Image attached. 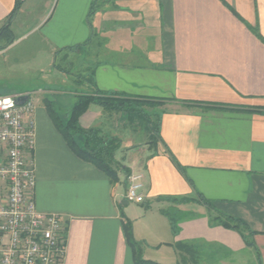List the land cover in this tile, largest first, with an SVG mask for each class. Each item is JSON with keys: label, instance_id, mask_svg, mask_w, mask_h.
I'll return each instance as SVG.
<instances>
[{"label": "crops", "instance_id": "crops-1", "mask_svg": "<svg viewBox=\"0 0 264 264\" xmlns=\"http://www.w3.org/2000/svg\"><path fill=\"white\" fill-rule=\"evenodd\" d=\"M34 6L43 10L32 31L55 57L81 55L85 87L75 96L100 90L162 101L154 108L161 141L132 145L141 157L128 164L118 158L125 111L91 104L80 117L120 139L117 180L76 154L52 101L35 102L33 196L39 210L61 217L59 264H139L128 223L145 259L196 264L194 253L213 246L224 259L246 251L264 264V0H0V28L11 29L3 49ZM69 110L55 112L65 120ZM133 171L144 173V202L127 197ZM218 214L247 230L212 221Z\"/></svg>", "mask_w": 264, "mask_h": 264}, {"label": "built area", "instance_id": "built-area-1", "mask_svg": "<svg viewBox=\"0 0 264 264\" xmlns=\"http://www.w3.org/2000/svg\"><path fill=\"white\" fill-rule=\"evenodd\" d=\"M32 93L0 94V264H59L65 239L59 213L37 208ZM127 197L144 202V173L128 175Z\"/></svg>", "mask_w": 264, "mask_h": 264}, {"label": "rangeland", "instance_id": "rangeland-1", "mask_svg": "<svg viewBox=\"0 0 264 264\" xmlns=\"http://www.w3.org/2000/svg\"><path fill=\"white\" fill-rule=\"evenodd\" d=\"M41 6H34L28 17L26 13H22L13 28L15 37L9 47L3 49L8 42L0 41V94L32 93L35 102L40 106L46 104V99H49L54 109L64 114L74 103V92L85 87L78 81L82 73L81 55L55 57L40 32L32 31L31 26L36 16L43 10ZM121 132L125 150L118 152V158L123 159L126 164L129 161H139L142 151L131 146L149 139L148 130L143 125L128 123L121 127ZM249 254L250 252L241 251L224 259L226 254L209 246L194 253V259L196 264H253Z\"/></svg>", "mask_w": 264, "mask_h": 264}, {"label": "trees", "instance_id": "trees-1", "mask_svg": "<svg viewBox=\"0 0 264 264\" xmlns=\"http://www.w3.org/2000/svg\"><path fill=\"white\" fill-rule=\"evenodd\" d=\"M10 31L9 25H3L0 28V38L1 36H9ZM79 47L80 46L71 47V50H75V48ZM160 102L162 101L159 99L135 97L126 95L122 92L106 93L96 90L94 92L77 93L74 104L68 111L65 120H62V118L56 114L55 110L51 109V106H49V108L56 125L76 154L96 164L104 170L112 180H117L118 170L122 167L116 159V151L121 145L120 139L104 133L97 126L84 127L80 122V117L87 111L91 104H98L104 107L125 111L129 117L130 124L145 126L149 133L147 144L152 146V148H157L159 141L162 139L161 114L154 110V108H156ZM179 167L182 168L181 166ZM203 201L210 205L212 210L217 211L211 201L206 199ZM212 221L238 228L240 231L247 230V225L241 219L232 215L218 214L212 217ZM126 229L131 245L138 252L137 261L139 264H162L154 260L143 258L139 251L140 244L133 237L131 223L127 224ZM244 238L248 244L252 243L245 234ZM186 245L185 243L178 244V247L181 250L182 247H187Z\"/></svg>", "mask_w": 264, "mask_h": 264}]
</instances>
